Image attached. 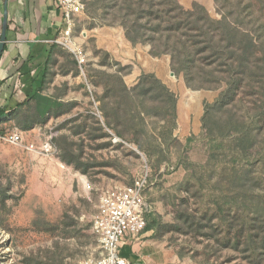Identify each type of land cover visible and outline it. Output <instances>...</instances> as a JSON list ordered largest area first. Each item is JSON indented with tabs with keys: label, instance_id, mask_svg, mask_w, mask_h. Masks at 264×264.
I'll return each mask as SVG.
<instances>
[{
	"label": "rangeland",
	"instance_id": "rangeland-1",
	"mask_svg": "<svg viewBox=\"0 0 264 264\" xmlns=\"http://www.w3.org/2000/svg\"><path fill=\"white\" fill-rule=\"evenodd\" d=\"M179 1L186 9L199 3L211 18L219 21L232 11L233 16L228 20L245 18L247 24L241 27L245 31L264 25V0H226V8L214 0ZM77 45L84 56L81 73L86 80L83 84H73L70 95L76 99L73 101H79V107L23 134L26 143L37 148L50 143L52 155L47 157L23 146L0 142V264H84L98 256L99 242L93 231V219L103 192L117 184H131L146 169L150 170L146 191L152 206L149 215L154 214L149 220L152 217L158 220L159 229L185 258L193 264H252L239 252L221 248L212 253L207 236L178 230L177 217L181 211L188 209L198 219H209V130L201 125L199 132L191 136L181 139L167 136L170 126L167 111L171 104L152 79L146 81V86L154 90L156 99L148 98L142 103V98L136 96L130 102L131 107H137L139 115L131 131L128 128L127 141L113 136L108 129L106 132L112 136L99 140H92L87 133L78 134L84 117L94 115L96 121L103 122L101 111L93 109L94 100L102 97L106 83L119 90L120 77L124 79L128 71L116 74V68L101 66L104 57L94 55L95 43L87 41V44ZM142 45L153 55V44ZM159 50L163 48L155 49ZM164 56L170 59L174 71L175 88L170 86V89L176 98L181 97L176 87H187L186 97L197 96L199 103L201 99L208 100L206 111L215 96L224 91L222 80L226 73L212 59L204 60L206 54L197 55L193 88L187 86L185 74L173 67L177 62L171 52ZM90 70L94 84L87 79ZM132 70L133 66L131 73ZM108 74L118 78L112 80ZM143 75L137 78V84ZM258 88H245V104L236 102V106H231L232 113L242 119L246 115L243 105L256 107ZM99 89L101 94H98ZM112 101L106 100L99 107L104 103L110 105ZM143 111L151 115L144 116ZM87 119L88 126L97 129L96 122ZM15 128L14 124L7 127L13 132ZM62 137L73 145L81 163L86 164L87 175L61 161L62 151L56 140ZM217 157L214 163L228 159L224 153ZM14 158H18V162H13ZM229 165L232 166L230 162ZM193 170L196 176L187 183ZM259 264H264V257Z\"/></svg>",
	"mask_w": 264,
	"mask_h": 264
},
{
	"label": "trees",
	"instance_id": "trees-1",
	"mask_svg": "<svg viewBox=\"0 0 264 264\" xmlns=\"http://www.w3.org/2000/svg\"><path fill=\"white\" fill-rule=\"evenodd\" d=\"M217 5L226 6V0H214ZM85 13L101 24L122 26L127 39L134 45L150 43L154 45L153 56H164L169 51L177 63L173 65L178 73L185 74L189 88H193L194 68L198 53H204V60H213L223 68L226 76L222 80L225 89L215 96L202 117V126L209 130V219H198L189 210L179 212L177 227L182 233H195L209 238L210 252L221 248L239 252L252 264H259L264 257V25L258 29L242 30L247 23L245 18L237 17L232 22L233 12L229 11L222 20H214L205 7L193 3L186 9L179 0H85ZM226 8V7H225ZM241 16V15H239ZM92 26H96L95 23ZM60 46L54 45V48ZM163 51H155L161 49ZM95 56L101 55L104 60L101 66L116 68V74L131 66H123L114 61L110 55L94 47ZM72 64L79 67L75 55ZM50 60L46 67L48 70ZM178 65V66H177ZM174 72V71H173ZM49 73H45L47 76ZM79 73H75L77 75ZM114 79L117 75H107ZM119 76V75H118ZM118 78V77H117ZM92 81L90 73L87 77ZM112 79V80H113ZM152 79L163 94L167 95L171 107L167 136H173L176 127L177 98L163 81L154 74L144 73L139 83L127 90L120 77L121 86L125 90L110 88L105 84L104 93L99 98L101 102L112 99V106L104 103L99 110L103 122L96 121L97 129L88 126L84 117L81 131L78 134H88L92 140L111 137L110 130L118 138L127 141L128 128L131 131L133 122L137 119V107H131L130 102L137 96L145 99H156L157 94L146 86V81ZM46 81H43V85ZM259 87L256 91V107L243 105L246 109L244 118L232 113L231 106L236 102L245 104V88ZM45 90L42 86L40 91ZM35 95L19 106L15 111L19 118L17 126L23 131H29L37 126H43L53 117H61L70 113L76 103H68L60 108L49 110L41 115L34 108L32 101ZM126 104V106L124 105ZM26 107V109H24ZM0 112V117L4 116ZM90 114V113H89ZM94 114V113H91ZM142 114L150 116L144 111ZM229 114V115H228ZM226 116V117H225ZM83 117V116H82ZM135 126V125H134ZM90 129V130H89ZM96 131V134L94 132ZM77 134V133H76ZM77 134V135H78ZM172 138V137H171ZM61 155V161L87 175L85 163L73 151V145L66 138L56 140ZM135 143H137L135 141ZM138 144V143H137ZM225 154L228 159L214 163L218 154ZM229 162L232 166L229 165ZM187 183L194 179L195 171H191ZM179 255H186L180 251Z\"/></svg>",
	"mask_w": 264,
	"mask_h": 264
},
{
	"label": "crops",
	"instance_id": "crops-1",
	"mask_svg": "<svg viewBox=\"0 0 264 264\" xmlns=\"http://www.w3.org/2000/svg\"><path fill=\"white\" fill-rule=\"evenodd\" d=\"M5 9V0H0V38ZM7 10V40L0 59V112L5 113L0 117V136L10 130L7 127L13 124L15 131L22 135L25 133L17 126L19 118L15 111L33 95L35 100L32 105L43 116L49 110L68 103H76L78 108L79 101H73L76 99L70 95L71 86L83 84V80H86L81 73L82 67L72 64L73 53L62 46L54 48L56 44L53 40L67 28L57 0H8ZM93 23L96 26H92ZM74 40L79 45L87 44V41L93 42L95 48L107 52L112 60L123 66H133L132 73L123 79L127 90H132L138 82L137 78L144 73L154 74L169 88H175V75L170 59L167 56H153L143 45L134 46L127 39L123 27L118 24H101L84 13L77 17ZM50 60L52 61L47 70L46 65ZM45 73L49 74L45 76ZM44 80L46 83L43 85ZM42 86L45 90L40 91ZM176 88L181 92V97L177 95L173 137L181 139L199 132L208 100L201 99L199 103L197 96L186 97L189 93L187 87ZM119 90L125 89L120 87ZM101 93L99 89L98 94ZM99 98L94 100L93 108L98 112L102 104ZM13 162H18V158H14ZM153 215L147 216V228L138 239H128L122 244L121 256L129 264H193L191 260L179 255L178 250L169 242L167 234L159 229L158 220L153 217L149 220Z\"/></svg>",
	"mask_w": 264,
	"mask_h": 264
},
{
	"label": "built area",
	"instance_id": "built-area-1",
	"mask_svg": "<svg viewBox=\"0 0 264 264\" xmlns=\"http://www.w3.org/2000/svg\"><path fill=\"white\" fill-rule=\"evenodd\" d=\"M57 1L67 28L53 43L70 50L82 67L84 56L74 40V31L77 17L85 13V0ZM0 142L23 146L28 151L47 157L52 155L50 143L37 148L32 143H26L24 136L18 131L8 130L0 136ZM149 177L150 170L146 169L131 184H117L103 192L93 219V231L99 242L98 256L88 259L84 264H129L121 256L120 249L128 239H138L147 228V216L152 212L146 193Z\"/></svg>",
	"mask_w": 264,
	"mask_h": 264
},
{
	"label": "water",
	"instance_id": "water-1",
	"mask_svg": "<svg viewBox=\"0 0 264 264\" xmlns=\"http://www.w3.org/2000/svg\"><path fill=\"white\" fill-rule=\"evenodd\" d=\"M7 2H8V0H5V3H6L5 17H4V21H3V28H2L1 38H0V59H1L2 55H3L4 49H5V45H6V40H7V29H8Z\"/></svg>",
	"mask_w": 264,
	"mask_h": 264
}]
</instances>
